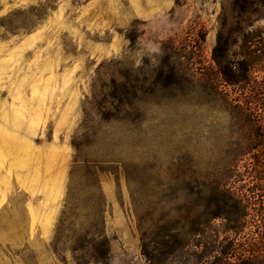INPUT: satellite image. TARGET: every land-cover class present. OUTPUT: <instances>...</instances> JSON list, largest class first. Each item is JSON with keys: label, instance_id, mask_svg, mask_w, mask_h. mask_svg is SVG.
Here are the masks:
<instances>
[{"label": "rangeland", "instance_id": "1", "mask_svg": "<svg viewBox=\"0 0 264 264\" xmlns=\"http://www.w3.org/2000/svg\"><path fill=\"white\" fill-rule=\"evenodd\" d=\"M263 154L264 0H0V264H260Z\"/></svg>", "mask_w": 264, "mask_h": 264}, {"label": "trees", "instance_id": "2", "mask_svg": "<svg viewBox=\"0 0 264 264\" xmlns=\"http://www.w3.org/2000/svg\"><path fill=\"white\" fill-rule=\"evenodd\" d=\"M242 81L249 84L250 78L248 75L243 76ZM238 113L241 115L243 121L245 122L244 127L247 125L254 126L253 129L248 130L252 133L259 132L260 127L256 126L255 116L251 111L241 110L240 106L236 105ZM239 116V115H238ZM240 117V116H239ZM263 140L262 137H260ZM259 139V141H261ZM261 146L260 143H255L254 145L248 146V149H254ZM264 157V154L262 155ZM235 165L230 163L225 170L217 174H210L204 177L200 175L198 177L199 185L197 186L196 194L199 197L205 196L208 200V204L214 206L217 211L213 214L216 216H223V218L228 222L226 229L232 232H241L244 228L245 217L250 214L252 206L254 205L251 201V197L245 192L241 193L233 185V181L239 175L235 171ZM255 178L257 181L264 184V164L261 163L259 170L255 173ZM235 177V178H234ZM264 190L260 191L263 192ZM262 198L264 193L259 194ZM255 198V197H254ZM259 200H264L263 198ZM264 204V201H263ZM260 209V207H258ZM255 210V209H254ZM260 213L264 214L262 207ZM199 231L198 228L194 229ZM260 264H264V257L260 260Z\"/></svg>", "mask_w": 264, "mask_h": 264}]
</instances>
